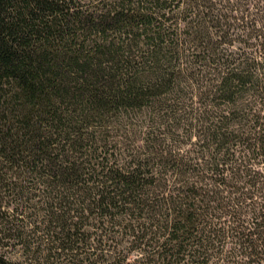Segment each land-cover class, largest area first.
Instances as JSON below:
<instances>
[{"label":"trees","instance_id":"1","mask_svg":"<svg viewBox=\"0 0 264 264\" xmlns=\"http://www.w3.org/2000/svg\"><path fill=\"white\" fill-rule=\"evenodd\" d=\"M0 264H264V0H0Z\"/></svg>","mask_w":264,"mask_h":264}]
</instances>
